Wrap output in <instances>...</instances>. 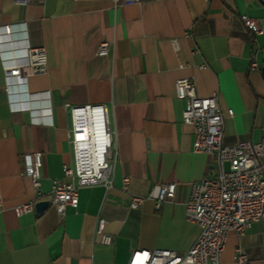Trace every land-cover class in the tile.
<instances>
[{"label": "crops", "instance_id": "1", "mask_svg": "<svg viewBox=\"0 0 264 264\" xmlns=\"http://www.w3.org/2000/svg\"><path fill=\"white\" fill-rule=\"evenodd\" d=\"M241 14L257 18L262 32L246 30ZM6 25H12L9 34L1 28ZM24 39L45 48L47 71L28 76L25 85L11 79L6 89L0 57V264H126L133 249L187 251L200 227L186 217L185 203L213 159L193 150L192 127L182 122L185 103L175 96L174 83L190 77L198 96L217 93L223 143L260 140L264 3L0 0V53L22 48ZM103 40L112 44L107 55H98ZM66 104L105 105L117 157L112 186L79 187L77 205L62 215L51 203L40 213L16 215L15 205L35 198L23 172L25 155L42 153L45 193L55 181L68 180L62 167L73 164V151ZM123 177L129 180L125 190ZM168 182L175 183L174 195L159 207L152 199L129 206L133 195ZM98 216L113 237L110 244L94 233ZM237 248L247 257L244 264H264L261 223L242 234L228 231L221 263L236 264Z\"/></svg>", "mask_w": 264, "mask_h": 264}, {"label": "built area", "instance_id": "2", "mask_svg": "<svg viewBox=\"0 0 264 264\" xmlns=\"http://www.w3.org/2000/svg\"><path fill=\"white\" fill-rule=\"evenodd\" d=\"M14 1L26 4L31 0ZM240 19L252 35L262 32L257 18L241 14ZM1 28L3 31L6 28L9 34L12 25ZM24 41L22 48L10 49V54L0 53L6 89L11 79L25 85L28 76L47 71L45 48L31 46ZM173 43L175 45V40ZM111 44L108 40L101 41L97 54L107 55ZM251 65L256 66L254 57L251 58ZM174 87L175 96L185 103L182 122L192 127L193 150L209 153L213 159L208 173L192 183L185 203L186 217L199 225L200 232L184 253L161 248H138L130 251L126 264H222L220 256L228 231L242 234L253 222L261 223L264 228V160L261 158L264 155V135L256 142L223 143L224 119L217 93L198 96L190 77L177 78ZM65 109L71 120L68 140L73 151V164L62 167L68 180L55 181L50 192L45 193L41 187L42 153L33 151L25 155L23 172L30 179L35 198L15 205L13 210L16 215L34 211L35 202L40 200H48L62 215L66 206L77 205L79 187L94 184L112 186L117 157L111 148L112 133L105 105L66 104ZM228 113L232 114V110L229 109ZM128 182V177H123L122 189L127 188ZM174 191L173 182L157 184L145 196L133 195L129 206L137 208L144 199H152L159 207L163 201L173 197ZM104 224L105 219L98 216L94 233L99 235L100 243L110 244L113 237L104 231ZM233 259L236 264L247 261L239 248Z\"/></svg>", "mask_w": 264, "mask_h": 264}, {"label": "water", "instance_id": "3", "mask_svg": "<svg viewBox=\"0 0 264 264\" xmlns=\"http://www.w3.org/2000/svg\"><path fill=\"white\" fill-rule=\"evenodd\" d=\"M261 2L264 3V0H261ZM261 73H262V76H264V65H262L261 67ZM48 206H49L48 200H40V201L35 202L34 210L35 212L40 213Z\"/></svg>", "mask_w": 264, "mask_h": 264}]
</instances>
